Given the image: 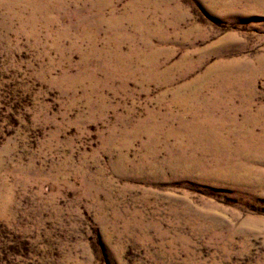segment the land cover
<instances>
[{
	"label": "rangeland",
	"instance_id": "374dc122",
	"mask_svg": "<svg viewBox=\"0 0 264 264\" xmlns=\"http://www.w3.org/2000/svg\"><path fill=\"white\" fill-rule=\"evenodd\" d=\"M0 264H264V0H0Z\"/></svg>",
	"mask_w": 264,
	"mask_h": 264
}]
</instances>
